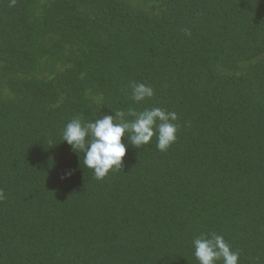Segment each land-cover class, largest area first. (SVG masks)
Listing matches in <instances>:
<instances>
[{
  "label": "trees",
  "instance_id": "trees-1",
  "mask_svg": "<svg viewBox=\"0 0 264 264\" xmlns=\"http://www.w3.org/2000/svg\"><path fill=\"white\" fill-rule=\"evenodd\" d=\"M146 107L176 141L101 180L61 140ZM0 190V264H198L209 232L264 264V0H0Z\"/></svg>",
  "mask_w": 264,
  "mask_h": 264
},
{
  "label": "clouds",
  "instance_id": "clouds-1",
  "mask_svg": "<svg viewBox=\"0 0 264 264\" xmlns=\"http://www.w3.org/2000/svg\"><path fill=\"white\" fill-rule=\"evenodd\" d=\"M15 3V0H12ZM131 99L145 101L154 96L150 85L131 82ZM131 117V119H129ZM177 113L160 107H146L143 111L134 108L114 111V115L105 114L93 120L73 118L63 128L62 141H66L73 151L83 153V164L92 169L98 180L105 178L110 171L121 170L122 158L126 153V137L129 144L140 148L156 137V148L167 151L177 139ZM66 176L71 172L65 173ZM4 198L0 190V199ZM192 246L198 264H238L239 252L233 251L222 235L209 232L201 233L192 239Z\"/></svg>",
  "mask_w": 264,
  "mask_h": 264
}]
</instances>
